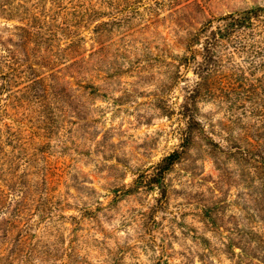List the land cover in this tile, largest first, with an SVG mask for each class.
Here are the masks:
<instances>
[{
    "label": "rangeland",
    "instance_id": "obj_1",
    "mask_svg": "<svg viewBox=\"0 0 264 264\" xmlns=\"http://www.w3.org/2000/svg\"><path fill=\"white\" fill-rule=\"evenodd\" d=\"M138 6L0 0V264H264L262 93L238 100L226 82L203 87L194 107L204 134L166 173L164 193L120 192L179 142V105L196 76L173 55L187 35L264 0ZM38 16L51 44L21 29ZM29 87L40 103L23 98ZM242 105L252 111L239 115ZM230 244L249 256L238 260Z\"/></svg>",
    "mask_w": 264,
    "mask_h": 264
},
{
    "label": "trees",
    "instance_id": "obj_2",
    "mask_svg": "<svg viewBox=\"0 0 264 264\" xmlns=\"http://www.w3.org/2000/svg\"><path fill=\"white\" fill-rule=\"evenodd\" d=\"M122 1L124 9H133L134 11L138 9L139 2L143 0ZM83 12L91 16L95 11L84 7ZM81 17L79 21L85 19ZM93 19H96V17ZM44 23L45 19L38 16L34 18L33 24L30 25V28L37 27L35 30L29 27L21 29L27 32V39L30 42L51 44L54 37L39 31ZM104 23L106 22H100L94 29L96 30ZM183 46L181 51L173 55L174 67L177 71L180 67L190 69L195 74L196 80L192 85L185 87V98L179 105L178 114L181 122L177 127L179 142L167 154L157 160L152 166L151 172L140 171L134 174L129 184L122 183L120 192H126L130 190L129 188H133L134 190H157L164 193L166 173L180 161L183 153L191 145L194 134H204V126L198 119L194 107L202 94L203 87L214 86L218 82H221V84L226 82L227 86L238 93V100H242L243 97L251 100V98L259 97V93L264 95V6L236 10L205 19L187 35ZM14 71H16L15 68L11 67V74H15ZM258 71H262L263 78L259 79L257 77L254 81H251L250 76ZM41 82L42 80H40ZM41 96V93H37L29 87V92L24 94L23 98L27 99V102L40 103ZM203 96H206V94L204 93ZM241 108L243 110L240 111L239 115L252 111V108L248 106L242 105ZM38 119L42 122L41 127L44 131L49 128L46 119L40 117ZM38 145L32 147L33 151H37L43 146V144ZM124 187L127 188L126 191L122 190ZM12 193V191H8L9 195ZM262 236L259 240L264 242V235ZM250 240L255 246L260 243V241H256L255 236ZM234 248L235 246L230 244V251L238 260L249 256L243 248H239V251L235 254ZM1 259L0 255V261ZM11 260L13 259L11 258ZM154 264H163V261L157 260Z\"/></svg>",
    "mask_w": 264,
    "mask_h": 264
}]
</instances>
